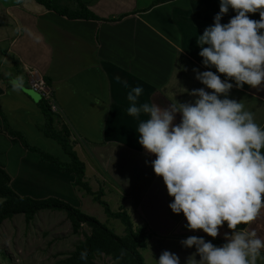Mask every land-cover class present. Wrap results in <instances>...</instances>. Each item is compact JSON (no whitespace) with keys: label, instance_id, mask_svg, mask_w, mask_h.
Returning a JSON list of instances; mask_svg holds the SVG:
<instances>
[{"label":"crops","instance_id":"obj_1","mask_svg":"<svg viewBox=\"0 0 264 264\" xmlns=\"http://www.w3.org/2000/svg\"><path fill=\"white\" fill-rule=\"evenodd\" d=\"M80 1L98 18H70L36 0H0V167L21 196L56 197L81 206L75 176L26 150L3 127L6 119L31 145L70 161L62 147L38 128L44 122L37 104L42 95L30 88L25 74L27 67L36 68L51 88L58 111L73 128L75 149L86 165L85 179L106 185L107 175L113 176L114 190L122 189L118 194L134 204V211L142 209L148 223L144 226L155 232L147 240L150 251L158 258L164 250L174 252L185 264L195 248L183 247L182 239L203 236L220 246L225 242L223 233L231 230L225 225L213 238L202 230L186 229L183 214L172 213L168 207L172 197L150 164L154 155L146 153L137 140L135 127L147 117L127 114V89L116 78L129 87H142L138 103L153 101L165 107L174 95L178 102H192L189 91L204 87L195 79L193 68L208 70L201 64L196 38L213 23L219 0ZM59 2L71 8L78 4V0ZM233 15L229 9L221 23ZM12 63L19 64L20 72L11 70ZM22 80L27 88L19 84ZM183 88L186 91L179 92ZM228 97L243 101L256 123L264 126V82L260 90L233 87ZM179 119L177 113L174 123ZM250 227L264 238V212ZM261 253L260 258L264 250Z\"/></svg>","mask_w":264,"mask_h":264},{"label":"clouds","instance_id":"obj_2","mask_svg":"<svg viewBox=\"0 0 264 264\" xmlns=\"http://www.w3.org/2000/svg\"><path fill=\"white\" fill-rule=\"evenodd\" d=\"M229 9L235 15L221 23ZM257 12L259 19L249 18ZM196 43L208 70L193 68L204 87L189 91L192 102H178L174 95L165 107L153 101L138 103L142 87L116 80L127 89V114L147 117L135 127L137 140L154 155L150 164L172 197V213L183 214L186 229L202 230L213 238L225 225L231 230L223 233L220 246L203 236L182 239L183 247L195 248L185 264H256L264 238L250 225L264 212V126L256 123L243 101L230 99L228 93L244 85L260 90L264 82V0H219L213 23ZM177 113L179 123H174ZM86 259L87 253H81V264ZM156 264L180 260L164 250Z\"/></svg>","mask_w":264,"mask_h":264},{"label":"trees","instance_id":"obj_3","mask_svg":"<svg viewBox=\"0 0 264 264\" xmlns=\"http://www.w3.org/2000/svg\"><path fill=\"white\" fill-rule=\"evenodd\" d=\"M36 1L70 18H98L80 0H78L75 8L63 5L59 0ZM250 14L253 19H259L258 12ZM16 70L20 72L19 67ZM19 84L23 88H27L25 81H19ZM37 104L44 116V122L39 124L38 128L45 136L54 139L62 147L70 158L69 162H63L41 148L31 145L23 134L11 128L6 119L3 122L4 130L10 136L19 139L26 150L39 153L42 160L50 162L57 170L73 174L75 176L74 187H80L87 194L93 195L94 201L103 206L108 217L118 219L124 225L125 232L123 235H118L112 228L96 217L82 212L79 207L73 206L59 198L35 199L17 194L10 186V175L1 167L0 198L2 201L0 202V226L3 221L17 214L24 215L26 223H29L42 210L63 211L71 223L73 233H82L84 239L78 242L68 256L60 260L61 264H81L79 256L85 252L87 253L85 264H98L96 260L103 257L110 258L113 264H146L140 249L147 246V240L155 236V232L148 229L147 226H135L131 215L125 207L120 206L118 210H112L108 202L102 199L104 191L101 188L97 192L92 190L89 182L85 179L86 165L75 149L77 140L75 139L73 128L60 112L52 110L48 100L41 97ZM148 184L149 180L144 181V185L147 186ZM84 226L89 229V232L82 231Z\"/></svg>","mask_w":264,"mask_h":264},{"label":"rangeland","instance_id":"obj_4","mask_svg":"<svg viewBox=\"0 0 264 264\" xmlns=\"http://www.w3.org/2000/svg\"><path fill=\"white\" fill-rule=\"evenodd\" d=\"M9 63L10 61L7 65ZM18 65V63H12L11 70L17 68ZM108 177L110 180H106V185L102 180L99 182L98 180L87 179V181L94 192L100 188L105 191L102 199L108 202L112 210H118L120 205H123L131 215L135 226L147 225L142 209L134 211V204L129 200L125 201L119 195L122 193V189L118 186L119 191H116L110 184V182L114 183L113 176L107 175ZM109 189H112L113 192H110ZM80 190L81 199L79 201L81 206L79 208L82 212L96 217L118 235H123L125 232L124 225L118 219L108 217L103 206L94 201L93 195L87 194L82 188ZM82 231L89 232V229L84 226ZM83 239L82 233H73L71 223L63 211L42 210L29 223H26L24 215L17 214L3 221L0 226V264H61L60 260L68 256L78 242ZM140 251L146 264H156L158 256L150 251L148 244ZM260 257L257 258L256 264L264 263V257ZM96 261L98 264H113L111 259L107 257Z\"/></svg>","mask_w":264,"mask_h":264},{"label":"built area","instance_id":"obj_5","mask_svg":"<svg viewBox=\"0 0 264 264\" xmlns=\"http://www.w3.org/2000/svg\"><path fill=\"white\" fill-rule=\"evenodd\" d=\"M25 74L30 88L38 91L44 99L48 100L53 111L59 112L56 101L52 95V90L40 71L36 68L27 67Z\"/></svg>","mask_w":264,"mask_h":264}]
</instances>
